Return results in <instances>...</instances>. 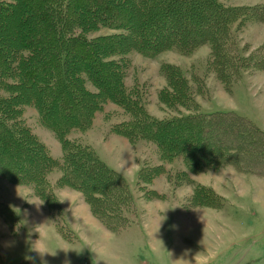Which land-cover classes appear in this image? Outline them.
<instances>
[{
  "label": "trees",
  "instance_id": "trees-1",
  "mask_svg": "<svg viewBox=\"0 0 264 264\" xmlns=\"http://www.w3.org/2000/svg\"><path fill=\"white\" fill-rule=\"evenodd\" d=\"M249 18L264 20V0L238 6L221 0H0V176L30 182L49 207L54 202L58 209L61 204L51 187L68 184L84 194L107 228H116L125 219L129 183L91 145L69 138L72 130L91 127L107 102L123 110L110 131L155 147L159 163L138 171L144 184L174 159L187 167L174 178H191L224 163L250 160L258 165L264 161V129L236 110L193 104L182 66L162 67L168 85L159 98L175 111L167 116L152 115L140 91L125 85L128 51L154 56L175 49L186 54L209 44L216 56V48L229 49L232 23ZM104 27L116 31L100 32ZM258 49L256 60L263 62L264 46ZM28 105L62 138L63 157L51 155L33 132L23 114ZM54 169L61 174L52 176ZM2 212L14 213L11 208Z\"/></svg>",
  "mask_w": 264,
  "mask_h": 264
},
{
  "label": "rangeland",
  "instance_id": "rangeland-1",
  "mask_svg": "<svg viewBox=\"0 0 264 264\" xmlns=\"http://www.w3.org/2000/svg\"><path fill=\"white\" fill-rule=\"evenodd\" d=\"M221 1L238 6L263 0ZM231 27L229 49L216 48V56L209 44L186 54L175 49L154 56L128 51L125 85L140 91L152 115L172 114L175 111L160 100L159 91L168 85L162 67L177 64L192 86L193 104L206 110L236 109L264 129V60H256L258 48L264 46V20L237 19ZM247 55L252 58L246 60ZM122 111L107 102L96 112L91 127L72 130L69 138L91 145L125 177L132 189L130 200L124 201L125 219H119L112 230L84 194L68 184L51 187L61 204L58 209L54 202L49 207L30 182H9L0 176V264H264V161L224 163L192 173L191 178H174L178 170L187 169L181 159H174L163 164L165 172L144 184L145 177L139 181V169L160 160L149 141L133 142L110 131L109 125L123 117ZM23 114L51 155L63 157L62 138L40 122L36 108L25 106ZM121 165L128 171L137 169L133 178L118 168ZM53 171L52 176L61 174L60 169ZM196 185L213 189L214 196L202 188L196 190ZM156 187L159 193L153 192ZM141 200L148 204L142 205ZM6 208L14 213L5 216ZM145 228L153 246L143 247L144 257L136 260L138 247L133 242L149 239Z\"/></svg>",
  "mask_w": 264,
  "mask_h": 264
},
{
  "label": "crops",
  "instance_id": "crops-1",
  "mask_svg": "<svg viewBox=\"0 0 264 264\" xmlns=\"http://www.w3.org/2000/svg\"><path fill=\"white\" fill-rule=\"evenodd\" d=\"M244 4V3H243ZM248 4V3H247ZM229 109H231V108H229ZM226 110H228V109H226ZM232 110H236V109H232ZM103 161H105L103 158H101ZM106 162V161H105ZM107 163V162H106ZM108 164V163H107ZM110 166V165H109ZM110 167H112V166H110ZM122 172H124V173H130L131 174V177L133 178V176L135 175V173H136V171H137V169L136 170H133L132 169V171H128L127 169H125L122 165L121 166H119L118 167ZM124 169V170H123ZM196 180V179H195ZM201 181V179L200 178H198L197 179V181ZM64 188H66L65 190H74V189H71V187H64ZM63 188V189H64ZM76 190V189H75ZM156 190H158V188L156 187ZM77 191H79V190H77ZM81 192V191H80ZM158 192H160V190L158 191ZM60 196H61V194H60ZM62 197V196H61ZM153 201H151V203H152ZM141 204L142 205H146V204H148L147 203V201L146 200H141ZM146 214H149V213H146ZM145 214V215H146ZM152 214V213H151ZM146 216H148V215H146ZM149 216H150V214H149ZM143 220V219H142ZM144 221V220H143ZM145 222V221H144ZM71 229V228H70ZM145 230L146 231H148L146 228H145ZM148 234H150V232L148 231ZM117 240V239H116ZM133 245L134 246H137L138 248H137V254H135L134 255V257H136L137 259L136 260H139L140 258H143L144 257V252H145V248H143V247H148V246H153V237L151 236V234L149 235V239H144V241H143V239H137V240H135L134 242H133ZM104 261V260H103ZM139 262V261H138ZM144 262V261H143Z\"/></svg>",
  "mask_w": 264,
  "mask_h": 264
},
{
  "label": "clouds",
  "instance_id": "clouds-1",
  "mask_svg": "<svg viewBox=\"0 0 264 264\" xmlns=\"http://www.w3.org/2000/svg\"><path fill=\"white\" fill-rule=\"evenodd\" d=\"M40 252V251H39ZM44 252H46V251H44Z\"/></svg>",
  "mask_w": 264,
  "mask_h": 264
}]
</instances>
